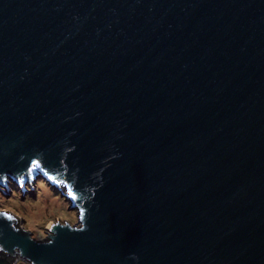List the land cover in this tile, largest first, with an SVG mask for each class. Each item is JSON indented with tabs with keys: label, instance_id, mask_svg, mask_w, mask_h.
<instances>
[{
	"label": "water",
	"instance_id": "1",
	"mask_svg": "<svg viewBox=\"0 0 264 264\" xmlns=\"http://www.w3.org/2000/svg\"><path fill=\"white\" fill-rule=\"evenodd\" d=\"M37 176L79 224L0 210V264H264V0H0V185Z\"/></svg>",
	"mask_w": 264,
	"mask_h": 264
},
{
	"label": "rangeland",
	"instance_id": "2",
	"mask_svg": "<svg viewBox=\"0 0 264 264\" xmlns=\"http://www.w3.org/2000/svg\"><path fill=\"white\" fill-rule=\"evenodd\" d=\"M22 185L23 189L11 179L6 186L0 185V210L17 215L19 224L28 229L34 239L49 235L46 227L51 221L64 223L66 220L70 225L79 224L78 211L71 208L70 201L63 195V187L62 192L39 176ZM13 264L29 263L17 255Z\"/></svg>",
	"mask_w": 264,
	"mask_h": 264
},
{
	"label": "snow or ice",
	"instance_id": "3",
	"mask_svg": "<svg viewBox=\"0 0 264 264\" xmlns=\"http://www.w3.org/2000/svg\"><path fill=\"white\" fill-rule=\"evenodd\" d=\"M4 215H8L7 213H4Z\"/></svg>",
	"mask_w": 264,
	"mask_h": 264
}]
</instances>
